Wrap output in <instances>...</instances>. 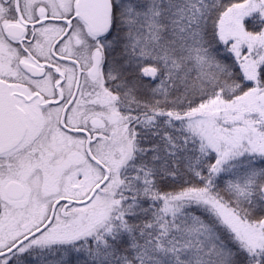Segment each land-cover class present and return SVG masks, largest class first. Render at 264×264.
I'll return each instance as SVG.
<instances>
[{"label": "snow or ice", "instance_id": "1", "mask_svg": "<svg viewBox=\"0 0 264 264\" xmlns=\"http://www.w3.org/2000/svg\"><path fill=\"white\" fill-rule=\"evenodd\" d=\"M0 264H264V0H0Z\"/></svg>", "mask_w": 264, "mask_h": 264}]
</instances>
